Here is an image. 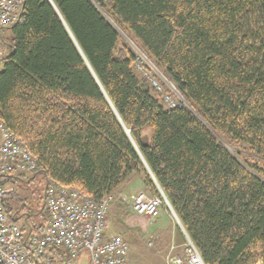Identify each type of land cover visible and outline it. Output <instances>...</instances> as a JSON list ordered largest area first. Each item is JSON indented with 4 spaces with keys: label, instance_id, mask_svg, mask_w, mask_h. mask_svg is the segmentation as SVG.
I'll return each mask as SVG.
<instances>
[{
    "label": "trees",
    "instance_id": "obj_1",
    "mask_svg": "<svg viewBox=\"0 0 264 264\" xmlns=\"http://www.w3.org/2000/svg\"><path fill=\"white\" fill-rule=\"evenodd\" d=\"M6 29L0 122L38 158L31 181L46 182L29 205L25 174L0 175L26 234L46 223L50 175L97 198L140 178L206 264H264V0H24ZM132 44L195 111L165 105Z\"/></svg>",
    "mask_w": 264,
    "mask_h": 264
},
{
    "label": "built area",
    "instance_id": "obj_2",
    "mask_svg": "<svg viewBox=\"0 0 264 264\" xmlns=\"http://www.w3.org/2000/svg\"><path fill=\"white\" fill-rule=\"evenodd\" d=\"M23 5L24 0H0V60L7 53L1 35L18 21ZM136 67L144 82L162 94L167 107H182L187 103L171 82L163 80L145 54H139ZM0 135V175L41 169L24 139L5 122H0ZM12 190L13 187L0 185V264H75L83 251L89 253L90 264H130V242L119 234L106 233L108 215L116 199L114 193L97 198L50 175L44 209L46 223L41 232L26 234L10 219L1 202ZM164 205L171 207L163 192L155 195L140 192L134 196L132 208L139 215L154 217ZM176 220L181 225L177 216ZM184 234V249L178 251L179 246L173 243L166 264H206L193 240L185 231Z\"/></svg>",
    "mask_w": 264,
    "mask_h": 264
},
{
    "label": "rangeland",
    "instance_id": "obj_3",
    "mask_svg": "<svg viewBox=\"0 0 264 264\" xmlns=\"http://www.w3.org/2000/svg\"><path fill=\"white\" fill-rule=\"evenodd\" d=\"M7 30L8 29L4 30V35L8 34ZM124 35L126 39L129 40L130 37L128 38L126 34ZM132 45L134 46V44ZM134 48L139 52V54L143 53L138 47L134 46ZM1 69L2 62L0 63V70ZM159 74L165 82L169 81L172 85H174V83L167 78L166 74L163 72H159ZM164 86L166 89L168 88L165 83ZM185 105H188V103ZM144 135L145 140L150 142L154 135L153 128L151 126H147L145 128ZM241 151L243 153L247 152L245 148ZM24 174H29L27 176L28 178L33 175H31V173ZM39 176V180L32 182L31 187H27L25 184H22L24 181L19 182L16 185V189L22 195L23 199L27 195H32L33 190H40L41 192H44L46 182L41 176ZM137 184L138 183L135 178L131 183H124L120 193L114 192L116 199L108 215L106 233L108 235L119 234L130 242V264H166V255L169 252L171 245L174 243L179 246L178 251L183 250L186 242L185 236L181 232V228L176 220V217L167 205L162 206L159 214L154 217L139 215L133 210L132 203L136 194L145 192L148 195H154L145 188L143 189L141 185L139 186ZM36 191L34 194H37ZM75 264H90L89 253L87 251H83L76 260Z\"/></svg>",
    "mask_w": 264,
    "mask_h": 264
},
{
    "label": "crops",
    "instance_id": "obj_4",
    "mask_svg": "<svg viewBox=\"0 0 264 264\" xmlns=\"http://www.w3.org/2000/svg\"><path fill=\"white\" fill-rule=\"evenodd\" d=\"M28 175H29V174H25V175H24L25 179H28V181H27V182L24 181L25 183H24L23 181H21V182H23L22 184H25L27 187H31V182H32V181H31V179H32L31 177H32L33 175L31 174L32 176L29 177V178L27 177ZM136 182L138 183L137 185H139V186L141 185V187H143V189L145 188L144 185H143V182H142V180H141L140 178H137V179H136ZM122 186H123V185H122ZM122 186L119 188V191H122V190H121V189L123 188ZM25 199H27V203H26V204H29V205L32 204V202H31L32 195H31V194H30V195H27V196L25 197ZM20 209H21V210H20V214H23V213H25V212L28 210L27 206H24V205H21V208H20ZM20 219H21V220H20L21 222L24 221V218H20ZM181 232H182V229H181ZM182 233H183V232H182Z\"/></svg>",
    "mask_w": 264,
    "mask_h": 264
},
{
    "label": "water",
    "instance_id": "obj_5",
    "mask_svg": "<svg viewBox=\"0 0 264 264\" xmlns=\"http://www.w3.org/2000/svg\"><path fill=\"white\" fill-rule=\"evenodd\" d=\"M131 42H132V40H130ZM132 43H134V42H132ZM157 70L159 71V72H161L159 69H158V67H157ZM189 105V107H191L194 111H195V109L190 105V104H188ZM128 131H130V130H128ZM161 189V188H160ZM162 191V190H161ZM164 193V192H163ZM165 194V193H164ZM172 208V207H171ZM172 210H173V212L175 213V211H174V209L172 208ZM176 214V213H175ZM184 227V226H183Z\"/></svg>",
    "mask_w": 264,
    "mask_h": 264
}]
</instances>
